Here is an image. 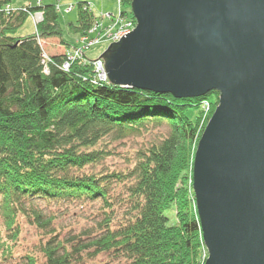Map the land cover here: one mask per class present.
I'll list each match as a JSON object with an SVG mask.
<instances>
[{
	"label": "trees",
	"instance_id": "16d2710c",
	"mask_svg": "<svg viewBox=\"0 0 264 264\" xmlns=\"http://www.w3.org/2000/svg\"><path fill=\"white\" fill-rule=\"evenodd\" d=\"M89 3L79 2L70 33L92 26L95 15L84 9ZM8 7L7 0H0V264H38L34 252L17 253L20 216L48 236L38 245L48 264H83L101 253L121 264H204L201 221L189 183L200 116L188 115L202 97L95 85L91 65L76 61L66 71L60 67L62 56L52 57L45 74L38 39L74 43L64 35L55 5L31 6L43 12V20L37 32L24 36L15 33L29 14L21 9L8 13ZM164 123L167 135L139 149L133 167L95 170L113 154L106 137L119 141ZM114 183L125 186L127 195L116 193ZM121 200L131 207L120 219L116 205ZM75 201L100 202L102 218L97 230L61 240L55 215L46 214L40 202ZM174 206L178 222L170 225L166 211Z\"/></svg>",
	"mask_w": 264,
	"mask_h": 264
},
{
	"label": "water",
	"instance_id": "95a60500",
	"mask_svg": "<svg viewBox=\"0 0 264 264\" xmlns=\"http://www.w3.org/2000/svg\"><path fill=\"white\" fill-rule=\"evenodd\" d=\"M134 31L99 55L114 84L220 93L193 180L209 258L264 264V0H133Z\"/></svg>",
	"mask_w": 264,
	"mask_h": 264
},
{
	"label": "rangeland",
	"instance_id": "374dc122",
	"mask_svg": "<svg viewBox=\"0 0 264 264\" xmlns=\"http://www.w3.org/2000/svg\"><path fill=\"white\" fill-rule=\"evenodd\" d=\"M79 2H90L88 7L84 6V9L92 10L95 19L92 26L87 31L80 34L70 33L69 24L76 23L79 18ZM52 3L55 5L60 15V22L64 28V35L68 41H74V43L68 46L63 43L59 37L38 39L42 47L41 57H43V60L48 62L52 59L53 61V56H62L63 60L61 61L60 67L66 71H69L76 61L82 65H91L93 70L101 64L103 68L100 70L106 74V77L103 76L102 79L104 81L100 82L98 76H100L102 72L94 70L91 79L92 84H114L110 81L106 73L104 58L99 57V55L104 53L111 43L119 41L124 34H128V32L136 29L137 19L133 13L132 4L130 6H125L123 0H7V4L12 6L10 11H7L8 13L21 9L29 14L25 23L18 28L15 34L17 36H24L37 32V25L43 19L40 22H37V20H39L41 16L43 17V14H41L43 12L33 11L30 7ZM3 5L5 6L6 4L4 3ZM38 12L40 15L37 14ZM42 71L45 74H49L50 66L48 70L43 69ZM219 97L220 93L218 91H211L207 95L202 96L199 106L192 107L190 111H188V115L193 120H196L198 115L200 116L198 123L200 140L219 105ZM168 132L169 126L164 123L162 126L151 128V130H142L141 132L132 134L119 141H113L110 137H106L103 141L109 145L110 151H112L113 154L106 157L105 160L95 167V170L99 172L125 171L133 167L137 157V151L149 143L159 141L167 135ZM200 140L197 143L196 152ZM103 141L100 144L101 146ZM189 183H193L194 190V181L192 182L191 178ZM114 185L115 187L117 186L116 183H114ZM115 192L122 193L124 196L127 195V190L123 185L117 186ZM100 206L101 204L98 201H75L73 203L40 202V208L43 209L46 214L55 215L56 218L53 222V226L61 240L80 235L86 230L96 229L98 225L97 222L102 218V216L100 217L98 215ZM130 207L131 204L129 202L121 200V204L116 205V215L118 218H123ZM166 215L170 219V225H175L178 222L175 206L166 211ZM19 223L21 234L17 253L22 255L27 252H34L38 258V264H48L43 253L38 251L39 243L41 241H47L48 236L44 231H41L36 225L31 224L27 218L23 216L19 217ZM203 260L205 264L207 259L203 257ZM122 261L121 259L116 260L109 253H101L95 258L87 257L83 264H121Z\"/></svg>",
	"mask_w": 264,
	"mask_h": 264
},
{
	"label": "bare ground",
	"instance_id": "6f19581e",
	"mask_svg": "<svg viewBox=\"0 0 264 264\" xmlns=\"http://www.w3.org/2000/svg\"><path fill=\"white\" fill-rule=\"evenodd\" d=\"M43 14V13H42ZM50 61H51V63H52V59L51 60H49L48 62H45L44 60H43V57H42V70L43 69H45V70H48V68H49V66H50ZM94 70H96V69H94ZM94 70H93V72H94ZM97 71H101V70H99L98 68H97ZM107 73V72H106ZM99 75V74H98ZM103 76H105L106 77V74L105 73H103L102 72V74H100V76H98V79H99V81L101 82V81H104L102 78H103ZM140 90H142V89H140ZM146 91H148V90H146ZM154 92V91H153ZM156 93H158V92H156ZM160 93V92H159ZM194 181V180H193ZM196 195V194H195ZM201 221V220H200ZM203 232V231H202ZM204 238V237H203ZM204 243H205V241H204ZM205 249H206V251H205V255H204V258H206V259H208L209 258V251H208V248H207V246H206V244H205Z\"/></svg>",
	"mask_w": 264,
	"mask_h": 264
},
{
	"label": "built area",
	"instance_id": "2783aa9c",
	"mask_svg": "<svg viewBox=\"0 0 264 264\" xmlns=\"http://www.w3.org/2000/svg\"><path fill=\"white\" fill-rule=\"evenodd\" d=\"M10 8H11V7H8V8H7V11H10ZM11 10H13V9H11ZM37 14L40 15L39 12H38ZM41 14H42V13H41ZM42 19H43V17L41 16V17L39 18V20H37V22H40ZM97 68L100 70V69H102L103 67H101V64H99V66L96 67V70H97ZM67 69H69V68H67ZM103 71H104V70H103ZM101 72H102V70H101Z\"/></svg>",
	"mask_w": 264,
	"mask_h": 264
}]
</instances>
